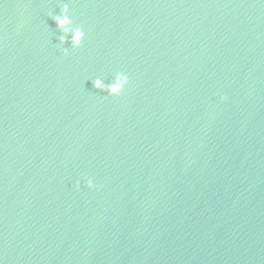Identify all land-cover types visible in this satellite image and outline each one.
Wrapping results in <instances>:
<instances>
[{"label":"water","instance_id":"obj_1","mask_svg":"<svg viewBox=\"0 0 264 264\" xmlns=\"http://www.w3.org/2000/svg\"><path fill=\"white\" fill-rule=\"evenodd\" d=\"M0 264H264V0H0Z\"/></svg>","mask_w":264,"mask_h":264},{"label":"clouds","instance_id":"obj_2","mask_svg":"<svg viewBox=\"0 0 264 264\" xmlns=\"http://www.w3.org/2000/svg\"><path fill=\"white\" fill-rule=\"evenodd\" d=\"M55 20H56L57 25L61 29H66V26L70 23L68 16H67V7H65L62 16L56 17ZM84 37H85L84 31L77 29L74 33L73 45L78 47L81 41L84 39ZM128 83H129L128 76L125 73H118L116 81L111 88L103 89V86L99 80L95 81V87L97 89L107 91L110 96L116 97V96H119L124 91ZM226 99H227L226 97H221L222 101ZM87 187L90 190L95 189V184L92 179L87 180ZM76 188L77 189L80 188L79 181L76 183Z\"/></svg>","mask_w":264,"mask_h":264}]
</instances>
